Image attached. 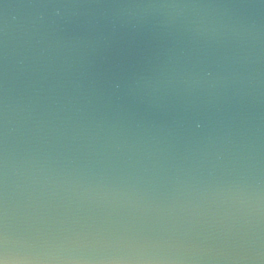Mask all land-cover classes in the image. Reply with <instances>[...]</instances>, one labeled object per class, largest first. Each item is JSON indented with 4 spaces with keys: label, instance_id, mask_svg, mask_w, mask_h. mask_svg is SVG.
I'll use <instances>...</instances> for the list:
<instances>
[{
    "label": "water",
    "instance_id": "1",
    "mask_svg": "<svg viewBox=\"0 0 264 264\" xmlns=\"http://www.w3.org/2000/svg\"><path fill=\"white\" fill-rule=\"evenodd\" d=\"M0 260L264 264V0H0Z\"/></svg>",
    "mask_w": 264,
    "mask_h": 264
},
{
    "label": "snow or ice",
    "instance_id": "2",
    "mask_svg": "<svg viewBox=\"0 0 264 264\" xmlns=\"http://www.w3.org/2000/svg\"><path fill=\"white\" fill-rule=\"evenodd\" d=\"M0 264H5V262L3 260H0Z\"/></svg>",
    "mask_w": 264,
    "mask_h": 264
}]
</instances>
